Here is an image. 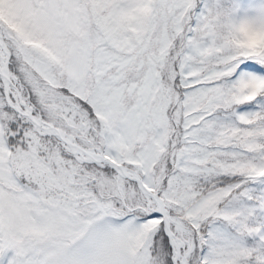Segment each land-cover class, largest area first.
<instances>
[{
  "label": "snow or ice",
  "instance_id": "6c2138e0",
  "mask_svg": "<svg viewBox=\"0 0 264 264\" xmlns=\"http://www.w3.org/2000/svg\"><path fill=\"white\" fill-rule=\"evenodd\" d=\"M0 264H264V0H0Z\"/></svg>",
  "mask_w": 264,
  "mask_h": 264
}]
</instances>
